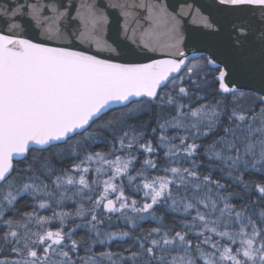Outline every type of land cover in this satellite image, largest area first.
Returning a JSON list of instances; mask_svg holds the SVG:
<instances>
[{"label":"snow or ice","instance_id":"1","mask_svg":"<svg viewBox=\"0 0 264 264\" xmlns=\"http://www.w3.org/2000/svg\"><path fill=\"white\" fill-rule=\"evenodd\" d=\"M214 2L252 13L233 25L248 54L225 67L187 52L175 18L151 7L146 34L163 28L168 40L144 42L166 55L148 62L125 48L107 58L76 50L59 25L68 8L44 17L46 39L0 32V252L15 254L0 264H264V179H250L264 178V0ZM79 15L98 22L91 8ZM26 197L33 211L21 213ZM113 216L123 228L105 230ZM81 228L87 239H73Z\"/></svg>","mask_w":264,"mask_h":264},{"label":"water","instance_id":"2","mask_svg":"<svg viewBox=\"0 0 264 264\" xmlns=\"http://www.w3.org/2000/svg\"><path fill=\"white\" fill-rule=\"evenodd\" d=\"M33 5L44 7L40 16L33 15ZM52 6L59 12L68 8L70 15L59 21V25L72 46L100 58H107L113 54L112 49L119 51L120 48L134 52L131 58L141 62H148L146 57L166 58L159 47L155 52L144 48L145 41L162 45L168 40L163 28L155 30L160 33L158 36L146 34L152 28L150 7L163 9L169 19L175 18L178 34L189 53L197 51L214 56L221 67L248 54L247 44L241 47L235 43L240 29H234L233 25L250 19L251 11L221 10L214 0H0V32H9L15 26L19 35L37 41L46 39L44 32L48 21L44 17L54 16ZM89 8L98 18L94 27L83 23L79 15H87ZM256 16H259L258 10ZM205 17L212 27L203 22ZM49 43L55 45L67 43V40Z\"/></svg>","mask_w":264,"mask_h":264},{"label":"trees","instance_id":"3","mask_svg":"<svg viewBox=\"0 0 264 264\" xmlns=\"http://www.w3.org/2000/svg\"><path fill=\"white\" fill-rule=\"evenodd\" d=\"M217 87H218V85H217ZM251 104H252V99L251 98H249V99L241 102V106L242 107H248ZM169 134L171 135L172 133H169ZM97 150H99V149H97ZM141 159H143V156L142 155H141ZM160 162L161 163H164L163 160H161ZM64 166L67 167L68 166V163H66ZM137 166H139V165H137ZM94 175H95L94 173H91L90 172L88 174V179L91 181V179L94 177ZM248 178L249 177H246V179H248ZM250 179L259 181V180L264 179V178L260 177L259 175H255V176L250 177ZM126 193L129 194V195H131V191L127 187H126ZM258 195H259L258 193L254 192L253 195L251 196V199L258 201ZM134 198L139 199V196H136ZM233 202L235 203L236 201H233ZM34 203H35V201H33L31 198H27L26 197L25 199L19 201V203L17 204V208L19 209V211L21 213H23V212H30V211H33L32 205ZM75 207H76V205L74 203L69 202L68 204H66L65 210L74 211L75 210ZM36 211L41 216H51L52 215L51 210H40V209H36ZM7 216H11V213H7L6 214V218H7ZM179 218H180L179 215H177L176 216V219L178 220ZM14 219L21 220L22 217L21 216H15ZM171 220H172V215L170 214L168 217H166V221L169 222V223H171ZM80 223H83V221L82 220H79V219H77L75 221V224H80ZM75 224L73 223L72 220H68L67 223H66V226L64 228V231L67 232L68 229L74 227ZM117 226L123 228V221H118L116 219V216H113V226L111 228H108L107 227V224H105L104 228H105V230H108V231H116L117 230ZM154 226H155V223L154 222L149 223V222L146 221V222H144L142 224V227L145 228V229H148V228L154 227ZM31 227H32V230L33 231H40L39 227L36 226V225H32ZM47 227L54 231V230H56L59 227V222L58 221H53L51 224L47 225ZM177 227H178V225H177ZM5 230L6 229L4 227H0V234H2ZM124 230H127V229H124ZM81 238L87 239V230L86 229H83V228L78 229L76 231V233L74 234V236H73V239H76V240H80ZM189 238L190 239H193V244L196 243V240H195L194 237H191L190 236ZM131 242H132L131 240H128L126 238L123 243H119V247H118V242H113L110 245V247H111V250L112 251H117L120 248L127 247L128 244H130ZM65 243H70V242L66 240ZM94 250L96 252H100V251H103L104 250V247L103 246H100V245H96L95 248H94ZM39 252H42V250L41 249H38V253ZM80 255H84V252H83L82 249H81ZM4 257H7L9 259H12V258L15 257V254L14 253H11L10 250H5L4 252H0V258H4Z\"/></svg>","mask_w":264,"mask_h":264},{"label":"rangeland","instance_id":"4","mask_svg":"<svg viewBox=\"0 0 264 264\" xmlns=\"http://www.w3.org/2000/svg\"><path fill=\"white\" fill-rule=\"evenodd\" d=\"M41 250H42V248H41Z\"/></svg>","mask_w":264,"mask_h":264}]
</instances>
